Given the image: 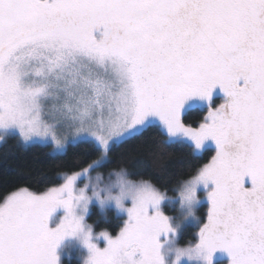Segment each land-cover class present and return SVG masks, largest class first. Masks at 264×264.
I'll return each instance as SVG.
<instances>
[{"label": "snow or ice", "instance_id": "6c2138e0", "mask_svg": "<svg viewBox=\"0 0 264 264\" xmlns=\"http://www.w3.org/2000/svg\"><path fill=\"white\" fill-rule=\"evenodd\" d=\"M217 86L227 102L210 106L197 128L186 126L185 101H210ZM49 101L75 134L105 149L150 115L197 150L211 139L215 155L197 170V182L215 185L206 222L177 260L212 264L223 250L230 264H264V0H0V129L63 148L67 138L43 119ZM76 180L41 194L20 189L0 203V264H58V243L81 229ZM159 200L150 190L138 197L119 235L102 234L103 250L86 235L89 264H164L158 237L172 229ZM59 206L66 215L50 229Z\"/></svg>", "mask_w": 264, "mask_h": 264}, {"label": "trees", "instance_id": "16d2710c", "mask_svg": "<svg viewBox=\"0 0 264 264\" xmlns=\"http://www.w3.org/2000/svg\"><path fill=\"white\" fill-rule=\"evenodd\" d=\"M216 99L213 103H217ZM207 110L193 108L183 117L187 126L197 127L204 121ZM98 149L91 142L70 145L65 153L54 154L49 146L24 147L18 137H9L0 147V203L15 191L28 189L43 193L60 185L62 176L81 171L94 163L99 156ZM108 159L100 167L107 172L110 168L127 167L133 178L150 180L161 190L175 196L173 189L186 177L197 173L215 155L212 149L198 154L194 148L182 142H170L158 125H150L143 131L114 145L108 152ZM88 221L96 232L107 229L116 235L123 226V218L114 210L101 214L93 208ZM196 235L193 227L185 228L180 237L181 245L192 243ZM63 264H68L63 259ZM71 264H80L77 258Z\"/></svg>", "mask_w": 264, "mask_h": 264}, {"label": "rangeland", "instance_id": "374dc122", "mask_svg": "<svg viewBox=\"0 0 264 264\" xmlns=\"http://www.w3.org/2000/svg\"><path fill=\"white\" fill-rule=\"evenodd\" d=\"M102 32H103V28L101 27L99 30H94L93 35L97 40H100V39H102ZM29 79H30V77L25 78V82H27ZM240 83L242 84L243 81H240ZM216 99H218L219 101L217 103H213V101H215ZM228 99L229 98L226 97L225 94L220 90L219 86H217L213 90L210 101L206 100V99H202L200 97H192V98H189L188 100H186L182 109H181V119L183 121V117L185 116V114L190 109L200 108V109H205V110L209 111L210 106L212 109H215L220 104L226 103ZM52 104H53V102L49 101L45 105V111L43 114V119L51 127L53 133L57 136V138H59L61 140H65V137L67 138L65 141V147L57 149L55 147V143L51 139L34 138L33 140L24 141L22 136L19 135L18 129L15 127H10L8 129H0V147L5 143V141L9 137L15 136V137L19 138L21 145L24 147H30L33 145L49 146V147H51L52 153H54V154H63L66 152V150L68 149V147L70 145H74V144H77L80 142H91L100 150H101V148H104L92 136H87L86 134L85 135L75 134V129L72 126V121L69 119L68 114L66 112L61 113L56 108H53ZM146 124L147 125H145L144 127H140L138 129H136L135 131H133L130 136L126 135L120 139H112L109 142L107 151L109 152V150L114 145H117V144L121 143L122 141L128 139L129 137L143 131L144 129H146L150 125L160 126L161 129L166 134L168 141L187 143V144L191 145L198 154H202L205 150H208V149H212L215 152L217 150L215 143L211 139H208L203 143L202 150H197L194 147V144L191 143L187 139H184L182 137H170V136H168L166 130L161 126V122H160L159 118L156 116L150 115L149 117H147ZM188 127H191V126H188ZM197 127H192V128H197ZM90 167H91V165L89 167L85 168V169H87V172H85V169H83L81 171L62 176V182L60 183V185H58L56 187L62 186L66 182L68 176L76 175L77 180L74 182L73 191H74V195H77L79 193V189L81 187H83V185L86 182V177L81 176V174H87ZM93 171H95V169H93ZM250 186H251L250 180L248 178H245V187H250ZM214 187H215V185L211 181H209L207 187H205L203 183L198 185L197 197H198L199 203L195 205V215H196V217H198V219L193 218V217H189L188 219L183 221V223L179 227L177 233L175 234V244L164 243L166 237L163 233L160 235V237H158V241L162 245L160 252H161V256L164 260V264H172V262L175 258V253H174V251H172V249L175 247V245L183 246L180 244V237H181V234L185 228L193 227L196 229V235H195L196 238L194 239V241L192 243H189L188 245H184L186 248L193 246L194 243L196 242V240L198 239V232H199L202 224L204 222H206L207 210L210 207V202L207 198V194H208V192L212 191L214 189ZM50 189H48V190H50ZM87 191L90 194L91 188L87 189ZM36 194H41V193H36ZM66 195L67 194H65V198H66ZM175 196H173V197H175ZM179 204H180L179 199H175L172 201L165 199L158 205V209L163 215L173 218L172 220H170V224L172 227L176 226V221L179 220L181 215H182L180 210H179ZM124 205H125V209L130 208V207H132V201L131 200H125ZM94 207H97L98 211L101 214H104L106 210H114L116 212V214L118 216L122 217L124 220L123 226L120 229V231L125 227V222L128 220V212L126 210L117 211L115 206L112 203H109L106 207V210L104 212H102L99 205H98V202L95 199H92V201L89 205V211H88L87 216L85 217L84 223L90 224L88 221V218L91 215ZM156 210H157L156 208L149 206V215L154 214ZM76 214L79 215L78 209L76 210ZM65 215H66V209L63 206L57 207L56 210L53 213H51L49 216V228L55 229L56 227H58L60 225V223L62 222L63 218L65 217ZM100 232H96L92 228V234L90 236V243L95 244L97 249L103 250L104 248L107 247V240L103 236H99V237L97 236V234ZM119 232L116 235H112L108 231L109 237L110 238H116L119 235ZM172 236H173V233H169L167 238L171 239ZM55 254L58 257V264H63L64 258L67 259L68 264H71V260L73 258H77V260L80 262V264H83V261L86 258H89L91 255L90 250L88 249V247L84 243L83 233H79V232L74 234V235H66L58 243V245L55 249ZM139 257H140V254L137 253L134 258L139 259ZM230 262H231V257L228 255V253L226 251L217 250L212 256V264H230ZM179 264H207V261L205 259H203L202 256L200 259H192V260H189L187 257H183L179 261Z\"/></svg>", "mask_w": 264, "mask_h": 264}, {"label": "clouds", "instance_id": "9594fccd", "mask_svg": "<svg viewBox=\"0 0 264 264\" xmlns=\"http://www.w3.org/2000/svg\"><path fill=\"white\" fill-rule=\"evenodd\" d=\"M57 149L61 148L55 145ZM65 147V145L63 146ZM108 151L105 148H101L99 152V156L96 158L94 163L89 168L87 174H81V176L86 177V182L79 189V193L75 196H82L83 198L80 200H73L74 204V215L76 218L80 220L81 229L76 233H83V237L86 235L91 236L93 225L84 223L85 217L89 211V205L92 199H95L98 202V205L102 212L106 210V207L109 203H112L117 211L126 210L124 201L131 200L133 203L140 197L146 190H150L157 194L160 198L159 204L167 199L169 201L179 199V210L181 212V217L176 221V226L172 227L170 224V220L172 217H167L170 228L172 229L173 236L171 239H168V235L165 236L166 239L164 243H173L175 244V234L177 233L179 227L183 223L184 220L189 217H193L198 219L195 215V205L199 203L197 197V187L201 184V182H197L198 173H194L193 175L182 179L178 186H176L173 191L176 193V196L173 197L167 190H161L156 187L150 180H146L143 178H133L127 167L121 166L119 168H110L105 172L101 170L100 166L107 161L108 159ZM95 169V171H93ZM91 188V192L87 191V189ZM79 210V215L76 214V210ZM75 233V234H76ZM103 233H106L109 236L107 229L102 230L97 236H103ZM74 235V234H71ZM105 238V237H104ZM161 244V243H160ZM162 247V245H161ZM186 247L175 245L172 249L175 253V258L172 264H179V261L183 257H189L187 255L181 256L179 260H177V250H183ZM161 250V248H160ZM161 253V252H160ZM201 258V257H200ZM193 257L192 259H200ZM189 259V260H192ZM83 264H89V258H86L83 261Z\"/></svg>", "mask_w": 264, "mask_h": 264}]
</instances>
